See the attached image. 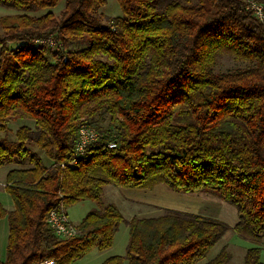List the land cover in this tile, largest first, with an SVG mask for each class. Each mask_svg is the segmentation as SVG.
<instances>
[{
	"label": "trees",
	"instance_id": "trees-1",
	"mask_svg": "<svg viewBox=\"0 0 264 264\" xmlns=\"http://www.w3.org/2000/svg\"><path fill=\"white\" fill-rule=\"evenodd\" d=\"M0 0L18 10L0 16V131L15 117V139H0L6 258L0 264H70L112 245L118 207L105 205L106 185L180 193L208 192L232 205L234 230L264 236V17L249 0H117L121 13L102 21L106 0ZM264 6V0H252ZM52 36L54 47L36 44ZM15 43L14 46L10 44ZM71 43L78 45L71 47ZM245 66L216 71L219 56ZM104 122H107L104 124ZM97 135L75 154L79 128ZM32 143L48 158L45 164ZM109 143H114L109 146ZM76 160L75 163L72 161ZM94 200L77 232L57 236L52 209ZM125 255L100 264H195L228 230L226 222L176 208L133 216ZM246 248L243 264H264ZM222 248L206 264H227Z\"/></svg>",
	"mask_w": 264,
	"mask_h": 264
},
{
	"label": "rangeland",
	"instance_id": "rangeland-1",
	"mask_svg": "<svg viewBox=\"0 0 264 264\" xmlns=\"http://www.w3.org/2000/svg\"><path fill=\"white\" fill-rule=\"evenodd\" d=\"M170 1L195 0H155V6L156 8L160 9ZM62 5L63 0H61L58 5L53 7L51 10L54 13H58V11L62 8ZM22 12L38 15L45 12V10H18L16 8L0 4V16ZM98 12L101 15L103 21L107 18L119 15L121 13V8L117 0H106V3L99 8ZM1 33L2 29L0 27V34ZM14 45L15 43L10 44V46ZM76 45L78 44L71 43L70 46L74 47ZM242 66H245V63L236 61L228 55H221L216 61L214 70L226 71ZM106 123L107 122H104V124ZM22 124H27L32 127L33 120L21 117L12 118L9 121L8 130L5 132L0 131V139L13 141L15 139V130ZM28 147L32 151H38V153L41 154L44 163L48 164V158H46L44 153L38 150L34 144L30 143ZM12 166L16 165L11 164L10 167ZM6 168L7 165L1 166L0 173L3 170L6 171ZM4 176L5 174L3 175V179L5 178ZM3 179H0L1 183L3 182ZM101 202L103 205L107 203L116 205L126 221H123L117 225L113 235L112 245L109 248H93L84 256L70 264H100L106 257L110 255H125L128 241L127 221H129L133 216L149 217L159 215L162 213L164 207L200 213L220 219L228 224V230L211 247L205 257L195 264H206V262L214 257L222 248H225L231 254V258L227 264H243V257L246 248L255 244L261 246V259H264V236H262L259 242H255L249 238L239 235L233 228L237 222V213L235 208L215 194L208 192L180 193L170 190L163 184L156 185L150 189L121 188L115 187L113 185H106L101 196ZM97 207L98 203L94 200H81L67 207L65 210L69 221L72 224L77 225L81 218L88 211ZM122 264H127V260H124Z\"/></svg>",
	"mask_w": 264,
	"mask_h": 264
},
{
	"label": "built area",
	"instance_id": "built-area-1",
	"mask_svg": "<svg viewBox=\"0 0 264 264\" xmlns=\"http://www.w3.org/2000/svg\"><path fill=\"white\" fill-rule=\"evenodd\" d=\"M250 6L255 10V13L260 18L264 17V6L256 4L254 1L249 0ZM34 42L37 44H47L48 46L54 47L56 45L55 40L52 36L47 37H39L35 38ZM97 133L93 129L81 125L79 128V137L75 143V154L79 155L82 153L83 148L95 139ZM109 146H113L114 143H109ZM76 160L72 161V163H75ZM47 224L51 228V230L57 235V236H70L75 234L77 230V226L72 224L68 217L66 210L64 208L60 209H52L50 210L48 217H47ZM39 264H56L54 259L52 258H45L42 261L39 262Z\"/></svg>",
	"mask_w": 264,
	"mask_h": 264
},
{
	"label": "crops",
	"instance_id": "crops-1",
	"mask_svg": "<svg viewBox=\"0 0 264 264\" xmlns=\"http://www.w3.org/2000/svg\"><path fill=\"white\" fill-rule=\"evenodd\" d=\"M12 168L10 165H7L6 171L3 170L0 174V179H3V175L7 173V171ZM5 177V176H4ZM4 180L0 182V202L7 209L11 210L13 208V200L9 193H7L4 189ZM7 237H8V220L7 216H3L0 218V260L3 261L6 258V245H7Z\"/></svg>",
	"mask_w": 264,
	"mask_h": 264
}]
</instances>
